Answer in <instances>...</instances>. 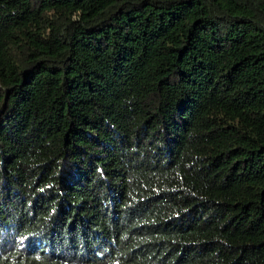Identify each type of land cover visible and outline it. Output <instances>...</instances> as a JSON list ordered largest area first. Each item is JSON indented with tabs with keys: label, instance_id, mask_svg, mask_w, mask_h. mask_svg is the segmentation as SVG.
<instances>
[{
	"label": "trees",
	"instance_id": "1",
	"mask_svg": "<svg viewBox=\"0 0 264 264\" xmlns=\"http://www.w3.org/2000/svg\"><path fill=\"white\" fill-rule=\"evenodd\" d=\"M0 264H264V0H0Z\"/></svg>",
	"mask_w": 264,
	"mask_h": 264
}]
</instances>
